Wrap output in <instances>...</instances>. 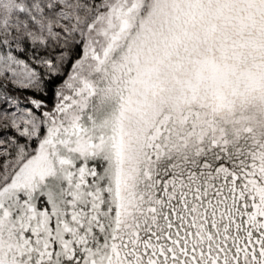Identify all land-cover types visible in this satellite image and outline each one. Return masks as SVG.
Masks as SVG:
<instances>
[{"label":"snow or ice","instance_id":"1","mask_svg":"<svg viewBox=\"0 0 264 264\" xmlns=\"http://www.w3.org/2000/svg\"><path fill=\"white\" fill-rule=\"evenodd\" d=\"M0 264H264V0H0Z\"/></svg>","mask_w":264,"mask_h":264}]
</instances>
